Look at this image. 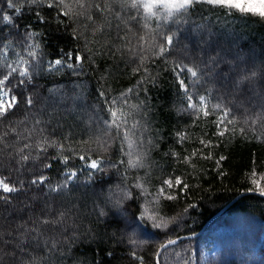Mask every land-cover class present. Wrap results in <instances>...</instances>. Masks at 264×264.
<instances>
[{
    "label": "trees",
    "instance_id": "obj_1",
    "mask_svg": "<svg viewBox=\"0 0 264 264\" xmlns=\"http://www.w3.org/2000/svg\"><path fill=\"white\" fill-rule=\"evenodd\" d=\"M134 2L12 0L17 12L0 0V79L16 68L6 92L19 98L0 114V179L14 189L0 190V236L11 231L0 254L13 250L5 236L21 247L0 264H156L164 243L199 232L226 206L199 235L167 247L160 264H264V196L251 183L253 172L264 176V21L206 4L153 16ZM216 56L229 61L213 71ZM238 77L241 94L263 101L236 107L224 90ZM92 160L103 172L88 169ZM129 189L137 199L126 211L98 215L101 199L123 200ZM14 206L13 217H34L16 232L4 219ZM132 213L138 227L126 226Z\"/></svg>",
    "mask_w": 264,
    "mask_h": 264
},
{
    "label": "snow or ice",
    "instance_id": "obj_2",
    "mask_svg": "<svg viewBox=\"0 0 264 264\" xmlns=\"http://www.w3.org/2000/svg\"><path fill=\"white\" fill-rule=\"evenodd\" d=\"M194 4H206L212 7H219L221 9H225L227 10V12L229 14L232 13H238L242 16H252V17H256L258 18L260 21H264V0H135V2L133 3V7H137V6H142L144 12L148 13L149 15H155L157 10L163 9L167 15L170 17L172 16L173 13H179L181 10H186L189 9L190 7H192ZM49 8L52 7L51 4L48 5ZM8 8H15V5L12 3V0H8ZM15 10L17 12L20 11L19 8H15ZM3 20L7 21L9 23H11V17L8 14H4L3 15ZM37 20L40 24H45L46 21L40 19V16L37 15ZM31 37V33H29V38ZM167 42L169 45L172 44V37L168 36L167 37ZM160 51L163 53L164 52V48L161 47ZM29 55H34V53H29ZM69 59L71 58V53L68 54ZM75 59L77 61H79L81 59L80 56H76ZM53 63L55 65H61L62 64V60L60 58H57L53 61ZM209 66L213 68V71L215 70V67H218V62L216 60L215 57H210L209 58V62H208ZM177 67L179 68V71H176V77H177V82L179 84V86L184 89L185 88V80L181 79L180 76L183 74V72L185 71V68L180 67L179 65H177ZM67 68L68 69H72L73 65L72 63H68L67 64ZM17 71L16 68H10V71L5 74L3 76L2 79H0V114H4L9 108L14 107L18 102H19V98L18 97H12L10 92H6L7 89V85L8 83H10L11 78H12V74L15 73ZM186 71L188 73H190L193 77H195L197 75V72L193 70V68L191 67H187ZM20 77H24L27 75V70H21L19 73ZM245 79H247V77H245ZM240 84H243V80L239 81L238 84L236 85L237 87H239ZM131 91V90H129ZM185 91H187L185 89ZM5 95H7L9 97L8 102H5ZM102 95V94H101ZM126 99V98H125ZM189 103H188V107L189 108H194V104L191 103V101L193 100V97L191 95H189L187 97ZM28 104L29 106H31L32 104V100L31 98L28 99ZM205 102V97L201 96L200 97V103L203 105ZM203 113L204 116H208L209 112L207 110V107L205 106L203 109ZM110 114L115 117L116 116V112L111 111V109H109ZM229 116V113L227 111L223 112V115L219 118L218 120V124L222 125L225 121V119ZM220 136H223L224 133L223 132H219ZM203 143V141H202ZM24 159L26 160L27 157H24ZM80 160H84L85 158L83 156L79 157ZM221 160L224 159V157H220ZM64 164L68 163L67 158L64 159L63 161ZM124 161L121 160L120 164H123ZM128 164L130 166H134L132 161L129 160ZM47 167H51V165L49 164ZM89 170H93V171H101L103 172V169L100 167V165L98 164V162L96 160H92L90 164L87 165ZM66 179L68 180H72L74 178H76L77 173L75 171L71 172V173H65ZM252 180L251 183L252 185H254L256 187V190L258 191L259 195L264 196V186H262L261 182L264 181V176H261L260 180H257L256 177V173L253 172L252 173ZM46 180V177L41 176L39 177V183L41 185L44 184ZM89 182L94 183V180L92 179V177H89ZM33 184L37 183L36 179H33L32 181ZM165 184L168 185L169 188L173 187V181L172 180H165L164 181ZM182 183V181L177 178L175 180V185H180ZM136 188H140L141 186L139 184H137L135 186ZM101 188V193L100 196H103V184L100 185ZM184 188H187V185H184ZM0 189H2L3 193H12L14 191L13 187H11L8 183H5L3 180H0ZM251 191V189H250ZM160 192L163 193L164 189L161 188ZM169 200L174 199L175 197L173 196H168L167 197ZM136 195L134 194V190H127L125 192L124 198L123 200H111V198H106V199H101L100 200V204L102 205V208L100 209V211L98 212V215L100 216H107V212L104 211V209H108V211H111L112 209H115L117 212H124L126 211L125 208V202L126 203H135L136 202ZM131 224L126 225L127 227H132V226H136L138 227L139 225H137L136 223V216L135 213L131 214ZM141 220H143V215H141L140 217ZM154 227H159V225H156L155 222L153 224ZM129 239H131V237H129ZM170 244H174L175 241H169Z\"/></svg>",
    "mask_w": 264,
    "mask_h": 264
},
{
    "label": "rangeland",
    "instance_id": "obj_3",
    "mask_svg": "<svg viewBox=\"0 0 264 264\" xmlns=\"http://www.w3.org/2000/svg\"><path fill=\"white\" fill-rule=\"evenodd\" d=\"M188 46V45H187ZM201 45L199 44V45H197L196 44V46L193 48V50L194 51H196V52H198V51H202L201 49H202V47H200ZM238 46V45H237ZM216 58V60H217V62L218 63H225V62H227V61H229L228 59H227V57H225V56H216L215 57ZM250 62H252V59L250 58ZM243 67V66H242ZM260 67H261V65H260ZM240 68V66H238V69ZM245 68L243 67V69L242 70H244ZM239 70H241V68L239 69ZM231 73L232 72H230V73H228L227 74V76H231ZM251 74L252 75H254L255 73H254V69H252V72H251ZM242 79V77L241 78H236V79H234L233 81H231V82H229L228 83V88L226 87V89L224 90V93L225 94H227L226 96H228V98H229V100L230 101H232V102H234V104L236 105V107H238V108H243L244 106H246V107H251V106H253V105H255V103H259V102H262L263 100L261 99V98H258V99H254L253 97V95H250V93L251 92H249L248 94H241V91H238L239 89H238V87L236 86L237 84H238V82H239V80H241ZM218 81H223V82H225V83H227L228 82V79H226V76H222V80H221V78H218ZM227 86V85H226ZM185 89L187 90V87H186V85H185V88L183 89L184 91H185ZM229 90V92H227ZM235 91V94H237L236 93V91L237 92H240L239 94L240 95H237L238 97L237 98H233V92ZM186 93H187V91H185ZM227 92V93H226ZM230 94H232V95H230ZM188 97V96H187ZM252 99V100H251ZM8 100H9V97H7L6 95H5V102L7 103L8 102ZM54 100H56V98H54ZM75 101H79L80 99L79 98H76V99H74ZM188 100V99H187ZM56 101H58V100H56ZM250 101V102H249ZM51 102H52V100H51ZM83 102V101H82ZM189 102V101H188ZM191 103H193L194 104V100H192L191 101ZM257 103V104H258ZM205 104H206V100H205V102H204V104H203V106H205ZM90 164V163H89ZM1 180V179H0ZM4 181V180H3ZM5 183H7L6 181H4ZM9 185H10V183H8ZM1 191H2V189H0ZM34 196H36L35 198L34 197H30V199H29V201L30 202H36V199H37V195H34ZM28 204V203H27ZM50 207V206H49ZM26 208V206H24V207H22V209L24 210ZM19 211V209L18 208H16L15 206L14 207H11V208H9V211H6V212H4V219H5V221L6 222H10V223H12V228H13V230L12 231H15L16 232V229H19V228H24L25 227V225H24V222H25V220L26 219H28L27 221H31L34 217H32V211L30 210V211H23L24 212V214L25 215H23V216H20V217H18V216H15V215H17V212ZM13 212H14V216L15 217H13ZM23 212H22V214H23ZM29 216H28V215ZM32 218V219H31ZM1 228V227H0ZM27 231V230H26ZM4 234H11V231H7V230H5L4 228L2 229V234H1V236H0V240H2V235H4ZM11 239L12 238H8L7 236H5V241L6 242H8V243H10L9 245H11L12 246V248H13V250H18L19 248H21L20 247V245H19V243H17V242H11ZM18 242H19V240H18ZM214 245H211V246H209L206 250H205V254L206 255H208V254H211L212 252H213V249H214ZM13 250H10V249H4V251H2L1 252V254H0V258H2V259H5L6 257H11L13 254H12V251Z\"/></svg>",
    "mask_w": 264,
    "mask_h": 264
},
{
    "label": "water",
    "instance_id": "obj_4",
    "mask_svg": "<svg viewBox=\"0 0 264 264\" xmlns=\"http://www.w3.org/2000/svg\"><path fill=\"white\" fill-rule=\"evenodd\" d=\"M227 208V206L225 208H223L222 210H220L216 215H214L203 227L202 230H200L199 232L192 234V235H188V236H183V237H179L170 241H175L174 244H176L178 242V240L180 239H184V238H189V237H194L196 235H198L200 232H202L215 218H217L219 215L222 214V212H224V210ZM174 244H170L169 241L164 243L158 250L157 255H156V264H160L159 262V257L161 255V253L169 246L174 245Z\"/></svg>",
    "mask_w": 264,
    "mask_h": 264
}]
</instances>
